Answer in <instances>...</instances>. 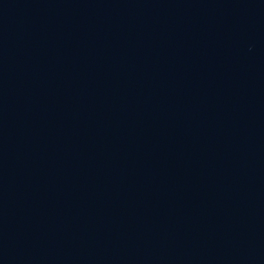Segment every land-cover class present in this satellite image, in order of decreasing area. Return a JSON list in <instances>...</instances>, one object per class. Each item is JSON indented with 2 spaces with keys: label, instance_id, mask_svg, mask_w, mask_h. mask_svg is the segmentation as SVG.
<instances>
[{
  "label": "water",
  "instance_id": "obj_1",
  "mask_svg": "<svg viewBox=\"0 0 264 264\" xmlns=\"http://www.w3.org/2000/svg\"><path fill=\"white\" fill-rule=\"evenodd\" d=\"M0 264H264V0H0Z\"/></svg>",
  "mask_w": 264,
  "mask_h": 264
}]
</instances>
